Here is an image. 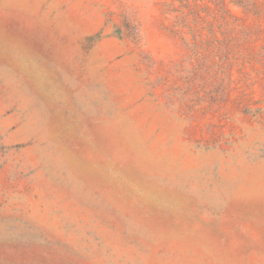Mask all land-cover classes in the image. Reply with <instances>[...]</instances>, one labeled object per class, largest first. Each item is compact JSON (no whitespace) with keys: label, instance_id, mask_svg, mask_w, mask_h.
I'll return each mask as SVG.
<instances>
[{"label":"rangeland","instance_id":"374dc122","mask_svg":"<svg viewBox=\"0 0 264 264\" xmlns=\"http://www.w3.org/2000/svg\"><path fill=\"white\" fill-rule=\"evenodd\" d=\"M0 264H264V0H0Z\"/></svg>","mask_w":264,"mask_h":264}]
</instances>
